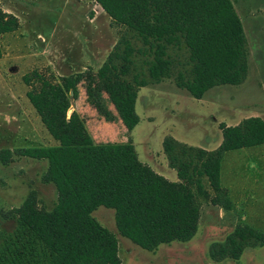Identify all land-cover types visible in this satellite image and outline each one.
<instances>
[{
  "label": "trees",
  "instance_id": "obj_1",
  "mask_svg": "<svg viewBox=\"0 0 264 264\" xmlns=\"http://www.w3.org/2000/svg\"><path fill=\"white\" fill-rule=\"evenodd\" d=\"M92 1L119 26L101 63L56 76L37 68L21 75L25 96L54 142L13 151L46 158L41 177L54 184L56 199L46 209L30 189L11 209L19 235L40 245H16L14 264H120L115 234L91 215L97 205L113 208L118 233L142 248L187 240L196 230L201 200L232 206L219 182L223 152L264 144V118L256 114L218 122L221 137L213 148L164 135L161 150L176 175L168 179L137 157L129 134L124 141H94L81 115L73 108L67 112L79 84L99 116L117 117L130 132L138 121L139 87L167 78L200 98L212 86L241 83L249 63L232 0ZM18 25L17 16L0 7V55L3 34ZM11 152L0 148V160L7 162ZM262 244L264 231L240 221L209 245L208 255L237 258L243 248Z\"/></svg>",
  "mask_w": 264,
  "mask_h": 264
},
{
  "label": "rangeland",
  "instance_id": "obj_2",
  "mask_svg": "<svg viewBox=\"0 0 264 264\" xmlns=\"http://www.w3.org/2000/svg\"><path fill=\"white\" fill-rule=\"evenodd\" d=\"M232 2L248 47V73L241 83L212 86L200 98L167 78L141 86L135 100L138 121L130 132L117 117L99 116L79 84L69 108L84 119L92 139L124 141L129 134L141 161L175 179V170L161 150L164 135L213 148L221 137L218 122L231 124L250 114L264 118V0ZM0 7L19 21L15 30L3 34L0 55V148L12 150L7 162L0 160V264H14L16 245H40L19 235L21 229L11 209L30 189L46 209L56 199L54 184L41 177L46 158L13 151L54 142L25 96L28 85L21 75L31 68L55 76L87 66L96 68L116 40L119 26L92 0H0ZM219 182L232 201L231 208L201 200L194 234L187 240L161 242L151 250L118 233L113 208L97 205L91 215L115 234L120 264H264V244L243 248L237 258L215 260L208 255L209 245L222 241L237 222L264 231V144L225 150Z\"/></svg>",
  "mask_w": 264,
  "mask_h": 264
},
{
  "label": "water",
  "instance_id": "obj_3",
  "mask_svg": "<svg viewBox=\"0 0 264 264\" xmlns=\"http://www.w3.org/2000/svg\"><path fill=\"white\" fill-rule=\"evenodd\" d=\"M70 93H71V91H70ZM70 110H71V108H68V109H67V112H69Z\"/></svg>",
  "mask_w": 264,
  "mask_h": 264
},
{
  "label": "crops",
  "instance_id": "obj_4",
  "mask_svg": "<svg viewBox=\"0 0 264 264\" xmlns=\"http://www.w3.org/2000/svg\"><path fill=\"white\" fill-rule=\"evenodd\" d=\"M102 60H103V59H102ZM102 60H101V61H102ZM99 64H100V63H99Z\"/></svg>",
  "mask_w": 264,
  "mask_h": 264
}]
</instances>
